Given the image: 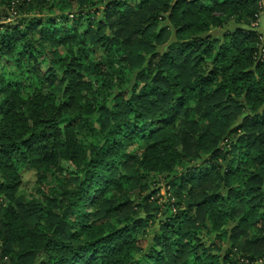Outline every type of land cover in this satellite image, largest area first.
Instances as JSON below:
<instances>
[{"label":"trees","instance_id":"trees-1","mask_svg":"<svg viewBox=\"0 0 264 264\" xmlns=\"http://www.w3.org/2000/svg\"><path fill=\"white\" fill-rule=\"evenodd\" d=\"M1 4L78 20L49 28L66 47L49 92L23 97L0 74V264H264L263 0ZM23 167L62 180L46 206L20 195ZM159 176L180 197L166 208Z\"/></svg>","mask_w":264,"mask_h":264},{"label":"rangeland","instance_id":"rangeland-1","mask_svg":"<svg viewBox=\"0 0 264 264\" xmlns=\"http://www.w3.org/2000/svg\"><path fill=\"white\" fill-rule=\"evenodd\" d=\"M133 2L134 0H128V4ZM91 10L92 12H95L96 9L91 8ZM76 11L77 9H74L68 13L67 17L61 18L58 17L59 14H51L48 13L49 11L47 10L24 14L17 11L15 7L12 9L5 5H0V38H7V33L14 31V28L20 31L24 26L22 21L24 18L38 16L39 18H43V21H45L43 27L33 29L34 36L32 33L27 34L20 31L17 49L12 51L10 55L6 53L5 50H3L0 54V74H3L4 79H6V81H10L13 85V89L20 92L23 97H29L36 92L47 93L52 88L50 80L47 77V70L53 69L54 72L58 71V67L60 66V63L58 62L59 56L65 54L66 47L65 44L58 45L54 43V40L51 39L52 34L48 31L49 28H51V30L56 28L58 33L57 37H59L60 33L62 34L67 30L76 29L77 27L73 24L74 21L78 20L76 17ZM101 13V11L93 13L94 18H99ZM50 17L54 18L52 23L47 21ZM66 19L71 21L65 22ZM65 23L69 26L68 28ZM164 23L165 22H162V24ZM258 25L257 29L261 33L264 32V28L260 26V20ZM93 26H95V24ZM228 28L232 29V26L223 30H214L212 34L216 37H220ZM56 40L61 41V35L60 39L57 38ZM113 49L114 48L110 49L109 52L111 53ZM120 52H123V50L120 49ZM54 54L56 57V63L52 62ZM81 73L83 72L81 71ZM114 74H123L126 76L127 78L125 79H128L126 81V86H128L127 88L129 89L132 88L134 84V77L130 76V73L124 69V66L117 63L115 71L113 72V75ZM138 148V144H133V148L131 150L137 151ZM64 166L65 169L70 168L68 163H64ZM21 171L23 172V181L20 187V195L25 196L28 199H35L43 205H45L43 199L52 196L62 182V180L59 181L50 174L44 172L37 173L30 167H23ZM44 174L45 178H42L44 177ZM157 179L158 185H156L159 189L157 194L151 198L152 200L157 198L158 203L163 208H166L164 204L169 200L171 201V204L180 200L178 193L170 189V185L167 179H165V176H159ZM56 184H58V187H56ZM98 190L99 188L97 191ZM96 194L92 196H96ZM87 209L91 210L90 207ZM215 238V234H207L205 237L206 240H211V242H213V239ZM219 246L220 250L215 252L216 254L225 252L230 254L229 256H234V250H232L225 241L221 240Z\"/></svg>","mask_w":264,"mask_h":264},{"label":"crops","instance_id":"crops-1","mask_svg":"<svg viewBox=\"0 0 264 264\" xmlns=\"http://www.w3.org/2000/svg\"><path fill=\"white\" fill-rule=\"evenodd\" d=\"M264 2V1H263ZM260 26H262L263 28H264V12L261 14V16H260ZM259 26V25H258ZM262 33H264V32H262Z\"/></svg>","mask_w":264,"mask_h":264},{"label":"built area","instance_id":"built-area-1","mask_svg":"<svg viewBox=\"0 0 264 264\" xmlns=\"http://www.w3.org/2000/svg\"><path fill=\"white\" fill-rule=\"evenodd\" d=\"M259 24V23H258ZM258 24H257V26H258Z\"/></svg>","mask_w":264,"mask_h":264}]
</instances>
